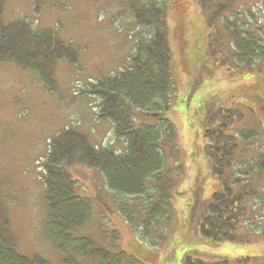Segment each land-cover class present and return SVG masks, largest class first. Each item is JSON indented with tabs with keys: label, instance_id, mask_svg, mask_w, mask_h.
I'll return each instance as SVG.
<instances>
[{
	"label": "rangeland",
	"instance_id": "1",
	"mask_svg": "<svg viewBox=\"0 0 264 264\" xmlns=\"http://www.w3.org/2000/svg\"><path fill=\"white\" fill-rule=\"evenodd\" d=\"M256 2L240 0L237 8L241 7V13L245 4L249 5L255 18L243 20L264 42V12ZM162 3L173 81L170 109L162 116L174 125L180 150L175 159L167 148V167L176 171L182 167L174 192V231L165 246H148L119 212L103 173L77 164L67 170L76 182L77 194L92 201L94 213L90 224L76 237L98 238L101 231H115L119 243L105 242L104 248L125 253L142 264H182L185 257L206 264H264L262 182L256 180L260 195L251 204L255 206L251 222L241 230L252 239L250 243L215 245L190 226L197 187L209 200L219 185L213 176L205 133L218 126L219 116L226 109L236 113L231 134L236 132L233 129L256 133L249 141L253 148L249 146L250 153L243 154L245 164H239V169H254L248 160L264 153V65L259 63L237 73L234 63L220 62L219 56L208 54L207 17L197 0ZM135 4L137 0H8L6 4L5 24L23 21L36 32L51 30L78 49L80 56L75 65L59 63L56 93L49 91L36 73L0 64V193L17 239V251L23 257H40L49 264H60L62 259L46 228L42 163L49 141L70 130L86 135L99 148L110 147L122 153L125 149L124 142L113 136L112 124L98 118L101 100L91 94V89L130 67L141 30L134 23L131 8ZM211 110L214 115L208 122ZM131 112L135 128L159 123L139 109L131 107ZM122 201L131 204L133 197Z\"/></svg>",
	"mask_w": 264,
	"mask_h": 264
},
{
	"label": "trees",
	"instance_id": "2",
	"mask_svg": "<svg viewBox=\"0 0 264 264\" xmlns=\"http://www.w3.org/2000/svg\"><path fill=\"white\" fill-rule=\"evenodd\" d=\"M239 1L197 0L207 17L208 54L219 56L220 62L234 63L237 73L259 63L264 65V42L243 20L255 16L248 4L240 13ZM7 2L0 0V64L36 73L49 91L56 93L57 67L63 61L75 65L80 57L78 49L51 30L36 32L23 21L5 24ZM163 5L162 0H137L131 10L134 23L141 30L130 67L91 89V94L101 100L98 118L112 124L113 136L124 142L123 153L110 147L99 148L86 135L70 130L58 133L48 143V154L42 163L46 228L62 255L60 264H142L125 253H112L104 248L105 242L119 243L115 231H101L98 238L76 237L77 232L90 224L94 213L92 201L77 194L76 182L67 170L77 164L103 173L119 212L148 246H165L174 231V192L182 167L178 171L167 167L170 156L167 148L175 159L180 150L174 125L162 116L170 109L173 91ZM256 6L264 12V0H257ZM131 107L159 119L158 125L135 128ZM213 115L211 110L208 122ZM221 115L218 126L205 133L213 176L219 185L209 200L203 198L197 187L190 209V226L215 245L250 243L252 239L241 230L254 215L255 206L251 204L260 195L256 180L262 182L264 189V153L258 159H247L254 169L240 170L238 165L245 164L243 154L250 153L249 141L256 133L233 129L236 132L231 134L235 111L226 109ZM127 197H133L131 204L122 201ZM1 198L0 193V264H49L40 257L26 258L18 253L17 239ZM261 231L264 234V227ZM182 264L206 262L185 257Z\"/></svg>",
	"mask_w": 264,
	"mask_h": 264
}]
</instances>
